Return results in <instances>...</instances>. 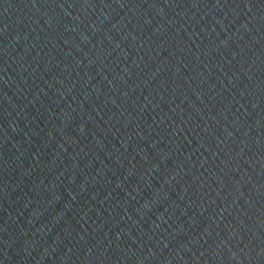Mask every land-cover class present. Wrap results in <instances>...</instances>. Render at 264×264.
<instances>
[{
  "label": "water",
  "instance_id": "obj_1",
  "mask_svg": "<svg viewBox=\"0 0 264 264\" xmlns=\"http://www.w3.org/2000/svg\"><path fill=\"white\" fill-rule=\"evenodd\" d=\"M0 264H264V0H0Z\"/></svg>",
  "mask_w": 264,
  "mask_h": 264
}]
</instances>
